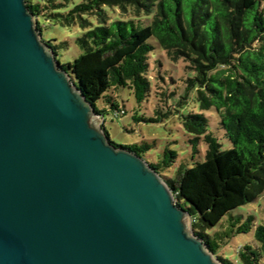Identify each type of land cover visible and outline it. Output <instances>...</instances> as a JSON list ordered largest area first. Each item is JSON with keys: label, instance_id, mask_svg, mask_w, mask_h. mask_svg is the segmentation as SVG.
Segmentation results:
<instances>
[{"label": "water", "instance_id": "1", "mask_svg": "<svg viewBox=\"0 0 264 264\" xmlns=\"http://www.w3.org/2000/svg\"><path fill=\"white\" fill-rule=\"evenodd\" d=\"M100 117L27 1L0 0V264H223Z\"/></svg>", "mask_w": 264, "mask_h": 264}, {"label": "trees", "instance_id": "2", "mask_svg": "<svg viewBox=\"0 0 264 264\" xmlns=\"http://www.w3.org/2000/svg\"><path fill=\"white\" fill-rule=\"evenodd\" d=\"M26 1L41 35L48 22L82 30L75 39L82 52L60 65L105 121L106 115L118 119L126 113L118 100L122 87L129 88L138 103L148 98L153 86L149 62L157 44L171 61L185 62L193 75L183 79L184 96L172 104L179 107L189 92L196 91L200 112L181 117L190 134L192 156L201 152L203 141L204 159L182 164L169 175L164 172L176 162V150L166 147L146 161L187 209L191 229L217 259L223 264H264V223H257L253 214L244 218L232 211L264 196V0ZM108 7H119L130 16L112 19ZM42 40L56 56L59 48L67 46L43 35ZM177 88L172 87L169 98ZM170 108L163 113L160 108L161 115L150 119L135 110L133 118L159 121L170 114ZM209 109L217 111V126L230 141L229 148H221L209 129L205 113ZM115 144L143 158L152 146ZM252 228L253 242L241 245L235 260L218 255L233 236Z\"/></svg>", "mask_w": 264, "mask_h": 264}, {"label": "rangeland", "instance_id": "3", "mask_svg": "<svg viewBox=\"0 0 264 264\" xmlns=\"http://www.w3.org/2000/svg\"><path fill=\"white\" fill-rule=\"evenodd\" d=\"M81 0H74L77 3ZM108 14L112 19H118L121 16L129 17L130 12H123L119 7H108ZM95 20L92 16L90 17ZM43 23L48 21L38 18ZM82 30L78 26H62L60 24L46 23L43 28V38L45 40H52L53 43L59 44L67 42V46L58 49L57 58L61 63L72 61L78 54L82 52L80 47L76 44L75 39L81 34ZM155 43V39H150ZM156 53V54H155ZM152 54L155 56L150 58L149 62V76L152 79V90L148 94V98L138 103L131 90L127 87L121 88L119 102L125 105L126 113L118 119H111L110 115H106V121L100 117L99 124L105 125L110 139L117 144H131L147 142L151 144V148L145 153V159H154L166 147L174 149L178 153V158L172 167L164 173L169 175L174 173L177 168L184 165H191L194 160L204 159L206 145L201 141L199 148L200 153L192 156V149L190 144V134L184 129L182 124V114L190 111L200 112L199 104L196 100V91L192 90L182 105L172 104V101H181L185 93V79L192 76L193 72L185 69L183 61H171L164 51L156 45V51ZM157 59L162 63H158ZM174 79V80H171ZM184 79V80H183ZM176 81V82H175ZM177 88V94L169 98L172 87ZM165 93V94H164ZM165 101V102H164ZM170 106V114L162 116L159 121L141 120L136 121L133 114L136 110L141 116L146 119L155 118L161 114L158 112H165ZM178 108L179 112L175 109ZM208 121L209 129H211L221 142V148H229L230 141L225 137L224 131L218 128L219 117L214 109L205 111ZM195 157V158H194ZM236 214H242L244 218L249 214H253L257 223H264V196L262 195L253 202L244 204L234 210ZM189 227L191 228L190 222ZM254 228L248 233H239L233 236L227 244H225L218 252L222 257H228L235 260L237 250L241 245L253 242Z\"/></svg>", "mask_w": 264, "mask_h": 264}]
</instances>
